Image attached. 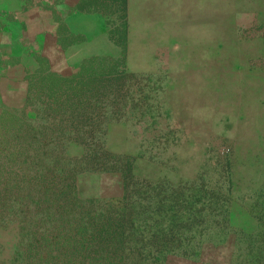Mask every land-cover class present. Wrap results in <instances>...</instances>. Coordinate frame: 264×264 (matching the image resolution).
<instances>
[{"label": "rangeland", "instance_id": "obj_1", "mask_svg": "<svg viewBox=\"0 0 264 264\" xmlns=\"http://www.w3.org/2000/svg\"><path fill=\"white\" fill-rule=\"evenodd\" d=\"M86 1L74 46L41 66L70 75L90 57L122 60L127 77L114 82L97 131L146 180L134 233L153 241L128 264H261L264 0ZM77 186L83 198L120 196L103 173L81 174ZM20 246L15 225L0 227V264H18Z\"/></svg>", "mask_w": 264, "mask_h": 264}, {"label": "trees", "instance_id": "obj_2", "mask_svg": "<svg viewBox=\"0 0 264 264\" xmlns=\"http://www.w3.org/2000/svg\"><path fill=\"white\" fill-rule=\"evenodd\" d=\"M125 77L121 58L90 57L70 75L40 66L25 76L22 105L0 109V227L18 229V264L134 263L153 241L151 234L140 245L134 233L135 197L146 180L130 157L105 150L97 131L114 82ZM71 145L79 154L67 153ZM84 173L116 178L120 196L81 197Z\"/></svg>", "mask_w": 264, "mask_h": 264}, {"label": "crops", "instance_id": "obj_3", "mask_svg": "<svg viewBox=\"0 0 264 264\" xmlns=\"http://www.w3.org/2000/svg\"><path fill=\"white\" fill-rule=\"evenodd\" d=\"M86 2L0 0V109L22 105L25 76L74 46L78 12H92Z\"/></svg>", "mask_w": 264, "mask_h": 264}]
</instances>
